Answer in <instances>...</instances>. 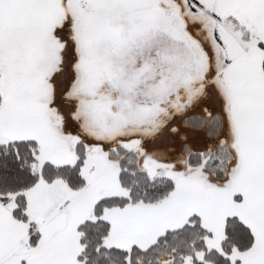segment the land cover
Returning a JSON list of instances; mask_svg holds the SVG:
<instances>
[{
	"label": "snow or ice",
	"instance_id": "6c2138e0",
	"mask_svg": "<svg viewBox=\"0 0 264 264\" xmlns=\"http://www.w3.org/2000/svg\"><path fill=\"white\" fill-rule=\"evenodd\" d=\"M0 264H264V0H0Z\"/></svg>",
	"mask_w": 264,
	"mask_h": 264
},
{
	"label": "flooded vegetation",
	"instance_id": "af4514ba",
	"mask_svg": "<svg viewBox=\"0 0 264 264\" xmlns=\"http://www.w3.org/2000/svg\"><path fill=\"white\" fill-rule=\"evenodd\" d=\"M189 142L192 144V147H193L194 150L195 149H200V148H202L204 146V143H203L202 140H190ZM179 144H180V142L177 141L175 146L178 148ZM158 146L161 147V148H165V149L168 147L167 144H160Z\"/></svg>",
	"mask_w": 264,
	"mask_h": 264
}]
</instances>
